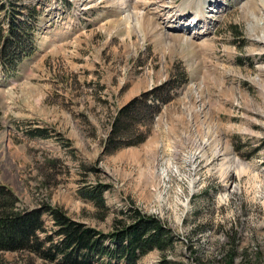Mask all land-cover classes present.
Segmentation results:
<instances>
[{
	"label": "rangeland",
	"instance_id": "374dc122",
	"mask_svg": "<svg viewBox=\"0 0 264 264\" xmlns=\"http://www.w3.org/2000/svg\"><path fill=\"white\" fill-rule=\"evenodd\" d=\"M0 1L23 18L39 11L31 55L0 65V183L21 209L57 207L104 234L133 209L155 215L173 246L136 264H264V41L249 16L264 15V0H216L204 41L172 32L167 13L154 32L138 10L155 0ZM164 2L172 14L196 6ZM178 72L184 82L153 121L136 122L144 140L107 151L116 111ZM99 184L104 206L88 196ZM0 264L52 263L4 251Z\"/></svg>",
	"mask_w": 264,
	"mask_h": 264
},
{
	"label": "trees",
	"instance_id": "16d2710c",
	"mask_svg": "<svg viewBox=\"0 0 264 264\" xmlns=\"http://www.w3.org/2000/svg\"><path fill=\"white\" fill-rule=\"evenodd\" d=\"M14 2L0 1L4 17L0 20V65L15 67L34 50V27L39 11L35 6L22 10ZM6 25V27H5ZM183 72L172 74L159 85L141 92L114 115L106 140V150L112 151L144 140L146 132L137 123L149 124L168 101L173 90L185 79ZM1 129V124H0ZM43 129H34L31 135H43ZM105 185L88 194L98 206H104L102 193ZM128 223L116 221L113 230L104 234L93 227L73 220L61 209L47 204L32 209L18 206V198L6 185L0 183V252L27 251L52 264H136L149 251L165 252L173 246L175 237L157 216L131 210ZM47 214L54 230L48 233L43 215ZM43 234V235H42ZM54 236L57 239L54 240Z\"/></svg>",
	"mask_w": 264,
	"mask_h": 264
},
{
	"label": "bare ground",
	"instance_id": "6f19581e",
	"mask_svg": "<svg viewBox=\"0 0 264 264\" xmlns=\"http://www.w3.org/2000/svg\"><path fill=\"white\" fill-rule=\"evenodd\" d=\"M134 1L136 3L137 2L140 3L139 0H134ZM155 1H156V3L151 1V3H149V5L147 3H145V5L141 6L140 12L138 10V16H139V19L141 21L145 22V18L147 16H149V19L151 20V23H149L148 26L153 28L154 32H157L156 30L159 29V28H157L158 25H160L159 19L161 20L162 18H164L163 15H165V13H167V17H165L164 20H167L168 23H170V25H169L170 27H174L172 32H180V31L182 32L183 31V33L185 34L187 31H189L191 34H194L197 38H202L203 36H205V35L208 36L210 34L211 28L208 27V26L211 23H213L212 17L214 16V14H220L219 9H216L217 8L216 5L218 3L216 0H195L196 6H194V7H192L190 5L191 2H189V7H188L189 10L186 11L187 13L180 12L178 14L177 13L172 14V11H174V10H171L172 9L171 3L170 4L168 3L169 4L168 5V4H166L164 2V0H155ZM144 2H146V1L144 0ZM138 3L136 5H138ZM207 3H211V5H214V7L212 8L210 6L209 10L208 9L205 10L204 6ZM84 4L85 5L91 4L92 7H93V5L98 4V2L94 3L93 0H86L84 2ZM133 4H135V3H133ZM150 4L154 5L153 8L149 7ZM136 5H135V7H136ZM124 8H125V6L122 7L121 9L124 10ZM192 8H194V9H192ZM190 9H192V10H190ZM250 12H249L250 13L249 16H251L252 22H253L252 25H250V29H251L250 31L260 30V35H259V37L257 39H260V40L264 41V19H263L264 15L262 14V9H259L258 7L255 6L252 9V11H250ZM188 13L192 14L190 19L187 20V21L186 20L182 21V20L185 19L186 15ZM200 24H203V26H201ZM161 28H162V26H161ZM172 32L170 34H172ZM253 34L255 35V32L252 33V35ZM204 40H207V38L203 39V41ZM165 172H166V170L162 169V171L160 172L161 177H164L163 173H165Z\"/></svg>",
	"mask_w": 264,
	"mask_h": 264
}]
</instances>
